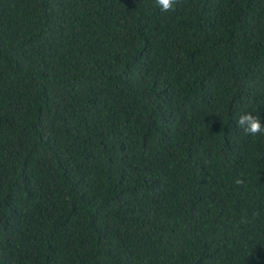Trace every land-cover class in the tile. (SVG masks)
<instances>
[{
    "label": "trees",
    "instance_id": "16d2710c",
    "mask_svg": "<svg viewBox=\"0 0 264 264\" xmlns=\"http://www.w3.org/2000/svg\"><path fill=\"white\" fill-rule=\"evenodd\" d=\"M245 113L264 0H0V264H264Z\"/></svg>",
    "mask_w": 264,
    "mask_h": 264
},
{
    "label": "clouds",
    "instance_id": "9594fccd",
    "mask_svg": "<svg viewBox=\"0 0 264 264\" xmlns=\"http://www.w3.org/2000/svg\"><path fill=\"white\" fill-rule=\"evenodd\" d=\"M181 3L182 0H155L156 6L165 13L175 12L177 10V6ZM237 125L247 135H264V124L261 123V119L258 115L254 117L251 113H245L239 117ZM236 183L240 184L242 181L238 179Z\"/></svg>",
    "mask_w": 264,
    "mask_h": 264
}]
</instances>
